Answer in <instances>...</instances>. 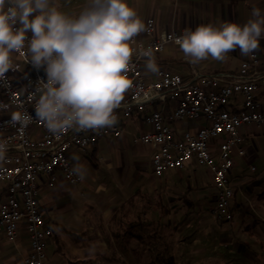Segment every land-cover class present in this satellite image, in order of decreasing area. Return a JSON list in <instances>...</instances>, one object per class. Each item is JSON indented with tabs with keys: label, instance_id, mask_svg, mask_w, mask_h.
<instances>
[{
	"label": "crops",
	"instance_id": "1",
	"mask_svg": "<svg viewBox=\"0 0 264 264\" xmlns=\"http://www.w3.org/2000/svg\"><path fill=\"white\" fill-rule=\"evenodd\" d=\"M127 2L142 21L154 18L158 31L177 33L207 24L216 27L223 23L244 25L254 19L253 8H259L264 14V0ZM89 3L90 0H52L53 5L73 18L78 17ZM257 52L264 65V38ZM248 56L241 55L237 48L222 61L209 57L193 64L179 45L172 42L162 52L153 54L158 68L183 74L192 68L201 74H233ZM147 62L145 71L153 74L146 68ZM256 97L264 111V86L257 89ZM240 101V96L235 97L236 104ZM153 107L158 109L159 105ZM167 108L169 112L175 110L170 102ZM147 114L136 111L123 117L124 133L118 139L101 138L86 150L74 149L70 156L73 166L83 165L86 170L85 178L77 183H70L59 170L55 172L53 185L49 184L47 175L38 176L40 207L48 222L53 224L45 264H140L138 239L121 235L126 223L139 216L149 228L153 222H150L151 212L159 213L156 227L159 222L160 226L180 229L185 225L197 226L195 219L199 216H208L218 222L213 213L216 192L207 167L194 163L170 170L162 177L154 173L153 147L134 141L136 134L151 127L146 121ZM205 122L204 118H196L170 125L180 131L198 130ZM240 132L244 137L245 154L240 155L237 147L233 148L234 165L228 174L234 186L233 219L221 222V225L226 223L221 232L218 224L217 228L211 226V235L215 242L224 238L235 253L243 255V264H264L260 259L264 257V129L255 124H244ZM92 161L98 165H93ZM257 161L261 164L256 165ZM132 232L138 234V228ZM31 250V237L25 229L19 231L15 240L0 235V264H23ZM246 250L252 254H247Z\"/></svg>",
	"mask_w": 264,
	"mask_h": 264
},
{
	"label": "built area",
	"instance_id": "2",
	"mask_svg": "<svg viewBox=\"0 0 264 264\" xmlns=\"http://www.w3.org/2000/svg\"><path fill=\"white\" fill-rule=\"evenodd\" d=\"M143 23L146 30L134 37L136 51L127 72L132 85L114 110L118 122L112 127L51 133L35 111L42 81L47 82L45 68L31 63L27 42L25 49L12 53L13 70L0 79V141L7 145L5 159L0 161V235L15 240L21 229L29 233L32 250L23 264H45L53 235V224L40 207L38 176L47 175L53 185L59 170L70 183H77L80 178L73 173L69 152L86 150L101 138H120L124 133L122 118L152 104L159 108L146 115L151 127L136 134L134 141L153 147L154 173L162 177L194 163L207 167L216 192L213 213L220 221L233 219L234 186L228 176L234 165L232 150L237 147L240 155L245 154L242 125L264 129V111L256 97L257 89L264 86V65L256 50L233 74H201L195 68L183 74L165 67L147 73L148 58L140 52L150 49L153 54L160 53L189 30L158 31L152 17ZM27 35L30 39L31 32ZM237 96L241 97L239 104L234 102ZM169 102L175 106L173 112L167 110ZM14 111H27L32 123L26 128L12 124ZM196 118L206 120L198 130L180 131L170 125Z\"/></svg>",
	"mask_w": 264,
	"mask_h": 264
},
{
	"label": "clouds",
	"instance_id": "3",
	"mask_svg": "<svg viewBox=\"0 0 264 264\" xmlns=\"http://www.w3.org/2000/svg\"><path fill=\"white\" fill-rule=\"evenodd\" d=\"M252 16L244 25H200L175 43L193 64L209 57L222 61L237 48L247 56L260 48L264 38V14L253 8ZM145 30L127 0H90L75 18L52 0H0V79L13 70L12 53L25 49L27 42L31 63L44 67L47 74L35 105L47 129L60 134L112 127L118 122L114 110L132 85L127 72L136 51L134 37ZM140 55L148 58L150 72L159 71L150 49ZM11 121L26 128L33 118L27 111H14ZM6 152V143L0 141V161ZM73 173L84 179L86 170L80 165Z\"/></svg>",
	"mask_w": 264,
	"mask_h": 264
},
{
	"label": "rangeland",
	"instance_id": "4",
	"mask_svg": "<svg viewBox=\"0 0 264 264\" xmlns=\"http://www.w3.org/2000/svg\"><path fill=\"white\" fill-rule=\"evenodd\" d=\"M154 105L155 104L150 105L144 111L148 113L152 112L155 108L153 107ZM73 151L74 149L69 152V158ZM81 151H83V149H81ZM257 162L258 163H255L256 165L261 164V162ZM149 216L150 222L153 221L150 227L147 228L144 226L138 228V232L143 236L142 240H138V257L140 264H243V255L235 253V251L228 246L229 243H226L224 238L215 242L214 235H211V226L217 228L216 224H218L219 231L221 232L223 230L222 225L226 223L221 225L222 221L220 220H217L218 222L216 223L214 218L210 219L208 216H199L195 219V221L198 222L197 226L185 225L180 229L181 227L171 228L163 226L162 224L157 228L156 219L159 213L152 214L151 212ZM132 220L136 219L133 218ZM205 225H207V227H205ZM150 235L155 236L151 237ZM163 244L165 252L157 258L153 253L161 252L160 250ZM246 251H248L247 254H252L249 250ZM200 255L202 258H200ZM260 259H263L264 262V257Z\"/></svg>",
	"mask_w": 264,
	"mask_h": 264
},
{
	"label": "trees",
	"instance_id": "5",
	"mask_svg": "<svg viewBox=\"0 0 264 264\" xmlns=\"http://www.w3.org/2000/svg\"><path fill=\"white\" fill-rule=\"evenodd\" d=\"M92 164L93 165H98V163L96 161H92ZM162 214L164 215L165 213H162ZM143 222L144 221H143V218H141V216H139L136 220H132L131 219V221H128V223H126V226L124 227L123 233H122L121 236L128 237V238H130V236H132L133 238L135 237L138 240H140V239L142 240L143 236L141 235V233L135 234L134 232L130 233V231H134V229H136V228L144 227V223ZM159 223L157 224L158 225L157 228L160 225ZM116 235L119 236V233H116ZM150 236L152 237V236H155V235H150ZM150 245H151V241H150ZM163 248H164V244L162 246V249L160 250L161 252H157V253L155 252V253H153V255H155V256H157V258H159L165 252V250Z\"/></svg>",
	"mask_w": 264,
	"mask_h": 264
}]
</instances>
